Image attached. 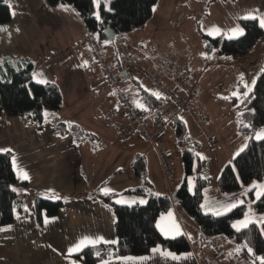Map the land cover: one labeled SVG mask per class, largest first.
Masks as SVG:
<instances>
[{
	"label": "rangeland",
	"instance_id": "1",
	"mask_svg": "<svg viewBox=\"0 0 264 264\" xmlns=\"http://www.w3.org/2000/svg\"><path fill=\"white\" fill-rule=\"evenodd\" d=\"M8 1L12 19L7 25H0V65L2 68L5 66L4 63H7L14 71L23 68L27 63H32V81L55 83L62 92H65L68 87L69 76L74 78L78 84L84 83L85 79L87 81L89 77L94 83H103L100 86L102 89H110L100 67L92 60L91 46L87 43V37L90 34L72 6L68 4L49 6L45 0ZM101 2H104L105 7L109 8L111 0H93L95 15L98 14ZM214 2H217L212 5L217 18L214 21H206V16H203L207 13L208 8L206 7L211 4H207L205 0H182L171 5L169 14L160 16L161 13H165L166 6L169 4V0H161L162 10L157 12L155 19L149 24L146 23L145 26L129 32L115 33L111 38H101L95 33V38L99 42L102 57L106 59L112 71L117 76H120L122 71L128 72L130 78H121V88L138 108H142V103L139 100L141 87L151 90V86H145L142 77L138 76L134 70H129L130 63L120 53L121 47L128 49L139 66L146 68L167 87L174 88L171 83L163 82L156 75L162 70V67H167L168 70L169 64L174 63L192 70L195 84L192 92V109L189 112L177 113V116L187 126L191 140L190 149L195 154L194 173L188 177L189 190L191 192L193 190L198 161L202 160L204 167L201 169L200 175L211 180L206 191L207 200L204 209L210 207L213 209L214 215H217V212L222 214L229 211L225 206L244 204L246 206L245 214L237 221L247 219L250 221L248 225L251 223L261 224L264 222V211L257 212L253 208V201L260 197L258 194L264 190L260 187L264 185V176L262 179L244 184L230 193H221L214 182L223 166L230 163L252 139H262L258 136L264 132V127L251 134L239 132V109L232 104V97L238 99L241 97V93L238 91L239 76L241 77L240 85L246 89L243 94L247 95L256 81L257 74L254 73V70L259 69V66L245 65L239 69L225 70L214 64L217 57L216 52L210 55L205 52L202 39L203 35L220 38L235 36L231 20L239 15L241 18H252L253 12L250 8L254 2L251 0ZM259 2L264 6V0H259ZM61 5L65 7H61ZM173 10L175 16L172 14ZM227 26L229 32L226 30ZM262 61V59L258 60V65ZM5 70L3 68L2 73L4 74H1V78L4 80L8 75ZM155 93L157 94V92ZM109 104L112 106L110 114L101 112L99 118L101 123L107 124L110 131L118 136L119 129L126 122V116L123 114L122 106L114 97L109 100ZM201 111L205 112L207 123L203 122ZM173 112L174 107L164 101L161 109L157 108L152 116L161 115L163 120H167ZM70 113L75 118L77 117L72 109H70ZM191 114H193L192 122L189 120ZM174 132L173 122L167 123L165 134H168L163 141V146L170 158V167L172 166L173 171L171 177L173 175L177 177L179 174L183 179L185 172L182 153ZM209 138H213L214 146L210 144ZM106 139L109 138L101 131L100 140ZM116 141L121 144L118 137ZM131 143L142 146V143L135 137ZM151 145L156 151L157 145ZM157 156L164 177L171 179L165 175L161 158L158 154ZM106 158L110 162H115V159ZM99 163L104 165L107 160L100 158ZM20 186L23 187L24 184H20ZM17 188L18 185L15 186V190L22 195V192ZM233 228L237 230V228ZM218 242L226 249L225 241ZM236 263L250 264L246 259L238 257Z\"/></svg>",
	"mask_w": 264,
	"mask_h": 264
},
{
	"label": "crops",
	"instance_id": "2",
	"mask_svg": "<svg viewBox=\"0 0 264 264\" xmlns=\"http://www.w3.org/2000/svg\"><path fill=\"white\" fill-rule=\"evenodd\" d=\"M180 1L182 0H169L165 13H161L160 16L169 14L171 5ZM251 1L254 2L250 8L253 12L251 16L256 17L260 23V20L264 19V6L259 0ZM160 2L161 0H157L152 17L147 24L155 19L157 12H161ZM216 3L213 2L206 7L209 9L203 15L206 16V21H214L216 18L212 6ZM174 10L172 14L175 16ZM240 19L239 15L231 20V24L234 25L233 30L242 29ZM226 30L228 31V26ZM235 34L232 37L240 36L236 32ZM261 59L264 61V40L243 59L227 58L219 61L216 59L214 64L225 70L239 69L245 65L259 66V69L254 70V73L258 75L263 66V61L258 65V60L261 61ZM128 67L131 70L130 66ZM187 69L191 81L186 83V91L181 92V95L189 96L192 101V92L195 88L194 77L192 70ZM125 72L127 73L125 78H130L128 72ZM156 75L163 82L171 83L173 87L182 83V77L172 76L167 72V67H162ZM140 76L145 86H151L149 91L157 92L153 84L147 82L142 75ZM67 80L66 91L62 92L59 88L63 97L61 110L57 114H49L40 127L26 116H0V152H12L11 162L17 178V189L22 192V195L17 192L20 205L15 208L13 222L0 227L5 229L0 231V264H75L72 256L77 252H71L70 249L81 240L90 238L100 241V238H103L96 244L115 241L113 208L101 199L91 196L90 193L98 188L101 191L108 189V193H118L117 203L124 201L119 204L131 205L145 201L142 196L122 194L126 189L142 184V180L137 178L131 169V163L138 155L146 160L150 182L149 193L171 198L183 183L184 177L180 178L179 174L177 177L173 175L171 179L164 177L154 146L140 141L135 136L122 141L119 138V131L116 136L107 124L101 123L99 118L101 112H107L106 114L109 115L112 110L109 100L112 97L115 98V93L110 87L109 90H104L100 87L103 83H94L89 77L81 84H78L71 76ZM238 80H241L240 76ZM70 109L77 114L76 118L70 113ZM171 115L164 120L166 125L172 122ZM157 116L162 118L161 115ZM157 116L146 115L145 118L151 122ZM192 117L193 114L189 117L190 122ZM55 122L77 124L89 132L93 139L78 140L71 134L57 132L54 127ZM100 130L109 139L100 140ZM167 134L156 144L157 148L164 149L163 141ZM117 137L121 144L116 141ZM134 137L142 143V146L131 143ZM188 142L191 143L190 136ZM106 157L115 159V162H110ZM100 158H105L107 163L101 165ZM25 173L28 179H23ZM22 183H24L23 187L20 186ZM206 191L203 200L204 208L207 200ZM38 195L63 201L59 213L53 217L44 215L41 223L31 210L33 199ZM209 208L206 207V211L213 213V209ZM46 218L47 223H45ZM156 225L163 237L186 236L191 242V250L186 253H174L154 247L143 256L112 258L96 264H232V261L236 262L235 247L227 239L218 237L201 243L197 226L177 203H173L171 209L158 217ZM177 226L178 235L176 234ZM211 241L223 249L225 248L218 241L227 243L224 256H218L210 249ZM89 245L92 244L86 243L81 249Z\"/></svg>",
	"mask_w": 264,
	"mask_h": 264
},
{
	"label": "trees",
	"instance_id": "3",
	"mask_svg": "<svg viewBox=\"0 0 264 264\" xmlns=\"http://www.w3.org/2000/svg\"><path fill=\"white\" fill-rule=\"evenodd\" d=\"M205 1L209 4L214 1L232 0ZM45 2L49 6L58 4L72 6L82 19L93 41L99 45L95 33L101 38H107L108 36L104 33L106 29H110L115 34L129 32L145 26L152 17L153 7L157 0H111L109 8L105 7L104 2H101L98 10L99 20L95 15L93 0H45ZM11 17L9 1L0 0V25L4 26L10 23ZM239 23L243 29V35L231 38L203 35L205 52L209 55L216 52L218 61L227 58L243 59L249 56L264 40V30L256 18H241ZM100 56L107 63L106 59L102 57L101 51ZM4 64L7 67L3 66V68L6 69L8 75L5 80L1 78V74L4 73H2L3 68L0 65V116H26L40 127L49 114H57L61 110L63 97L59 87L51 82L36 83L32 81V63H27L23 68L14 71L9 64ZM118 77L117 89L110 86L115 93L116 101L118 91L128 96L121 88V75H118ZM240 81L238 80L241 84ZM240 84L238 85V91L241 93V97L239 99L232 97V104L239 109V132L251 134L264 127V61L253 88L247 95H244L245 87ZM139 94L142 108L135 106L144 117H146L145 115H152L165 101L159 94L156 95L155 92L146 90L143 87H141ZM171 120L175 130V139L182 153L185 172L183 183L176 190L173 198L149 193L150 182L147 175L146 160L141 155L136 156L131 163V169L133 174L142 180V184L135 188L126 189L122 194L142 196L145 198L144 203L119 204L116 202L118 193L105 194L100 188L92 191L91 196L101 199L114 210L115 242L84 247L72 256L75 264H96L112 258L143 256L148 254L154 247H160L174 253L189 252L191 242L186 236L163 237L156 225L158 217L171 209L173 203H177L197 226L201 243H205L209 239L223 237L235 247L236 257L244 258L250 264H264V222L261 224L251 223L246 228L235 230L233 228L234 223L245 214L246 206L244 204L220 215H214L215 213L207 212L204 209L205 191L211 180L200 175L201 169L204 167V161L202 160L198 161L199 165L196 169L197 174L194 177L193 190L192 192L189 190L188 177L194 173L195 154L190 149L189 132L185 123L174 112L171 115ZM126 122L122 127L126 125ZM54 127L57 132L71 134L78 140L93 139L89 132L77 124L55 122ZM122 127L119 130V138H121ZM11 159L12 152H0V227L13 222L15 208L20 205V198L15 190L17 178ZM263 176L264 138L252 139L230 163L223 166L214 182L221 193H230L244 184L262 179ZM262 193H264V190ZM62 206L63 201L60 199L38 195L33 199L31 210L38 222L41 223L44 215L48 217L56 216ZM253 208L257 212L264 211V194L254 199ZM217 246L220 247L218 244ZM222 250L223 254L218 256L225 255L223 248ZM233 263L237 264L235 261H232Z\"/></svg>",
	"mask_w": 264,
	"mask_h": 264
},
{
	"label": "built area",
	"instance_id": "4",
	"mask_svg": "<svg viewBox=\"0 0 264 264\" xmlns=\"http://www.w3.org/2000/svg\"><path fill=\"white\" fill-rule=\"evenodd\" d=\"M87 43L91 46V57L94 62L100 67L104 80L114 89H117L119 77L112 71L110 66L101 58L100 46L93 41L92 36L87 37ZM120 53L123 54L126 61L130 63L131 70L136 74L142 75L147 82H150L155 87L157 94H159L165 101L174 107V113H185L192 109L190 97L181 95V92L186 91V83L191 81V76L188 70L184 67L169 64L168 70L172 76L182 77V83L177 87H167L158 78L152 75L146 68L138 65L137 61L132 58L130 52L125 47H121ZM117 101L122 106L123 113L127 118L126 125L121 129V140L125 141L130 136L135 135L144 143L156 145L165 134L166 123L161 117L153 119L151 122L140 113L135 104L123 92H117ZM203 122L207 123L208 119L205 117V112L201 111ZM210 144L214 146L213 138H209ZM157 154L160 156L165 175L172 176V168L170 167L168 154L164 149L157 148ZM210 249L217 255L223 254L222 248L218 247L213 241L210 242ZM234 264V263H233Z\"/></svg>",
	"mask_w": 264,
	"mask_h": 264
},
{
	"label": "snow or ice",
	"instance_id": "5",
	"mask_svg": "<svg viewBox=\"0 0 264 264\" xmlns=\"http://www.w3.org/2000/svg\"><path fill=\"white\" fill-rule=\"evenodd\" d=\"M61 7H65L64 5H61ZM253 19H255L256 17H252ZM97 19L99 20L100 19V17H99V15L97 14ZM260 25H261V27H264V19H261L260 20ZM234 32H236L238 35H243V29H234L233 30ZM42 83H46V81H41ZM156 95H158V94H156ZM258 138H264V132H262L259 136H258ZM13 164H14V166H15V161H13ZM23 179H28V176H27V174L25 173L24 175H23ZM261 188H264V185H261L260 186ZM104 192H105V194H107L108 193V189H104L103 190ZM262 194H264V193H259L258 195H262ZM118 203H124V201H118ZM141 203H144V201H141ZM226 207V210H231V208H234V207H236V205L235 204H232V205H229V206H225ZM217 215H220L221 213L220 212H217L216 213ZM48 221H47V218H46V220H45V223H47ZM248 223H250V221H248L247 219H245V220H242V221H237L234 225H233V227H235V228H237V230H240L241 228H246L247 226H248ZM5 229H0V231H4ZM176 234L178 235L179 234V228H178V226L176 227ZM103 240V238H100V241H102ZM100 241H97V240H93V239H90V238H85V240H81L79 243H77L72 249H70V251L71 252H78V251H80L81 250V247L83 246V245H85L86 243L87 244H92V245H94V244H96L97 242H100ZM105 243H109L108 241H104ZM112 243H114L115 241H111ZM169 255H172L171 253H169ZM173 258H175V256H173Z\"/></svg>",
	"mask_w": 264,
	"mask_h": 264
},
{
	"label": "water",
	"instance_id": "6",
	"mask_svg": "<svg viewBox=\"0 0 264 264\" xmlns=\"http://www.w3.org/2000/svg\"><path fill=\"white\" fill-rule=\"evenodd\" d=\"M105 35H107L109 38L113 37L114 33L110 29H106L104 31ZM121 78H125L127 73L125 71L120 72ZM173 198V197H172Z\"/></svg>",
	"mask_w": 264,
	"mask_h": 264
},
{
	"label": "bare ground",
	"instance_id": "7",
	"mask_svg": "<svg viewBox=\"0 0 264 264\" xmlns=\"http://www.w3.org/2000/svg\"><path fill=\"white\" fill-rule=\"evenodd\" d=\"M124 114V113H123Z\"/></svg>",
	"mask_w": 264,
	"mask_h": 264
}]
</instances>
